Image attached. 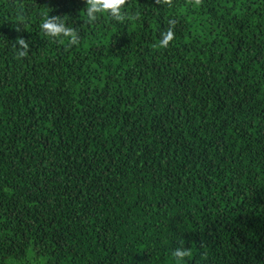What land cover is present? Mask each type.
I'll return each instance as SVG.
<instances>
[{"label":"trees","instance_id":"16d2710c","mask_svg":"<svg viewBox=\"0 0 264 264\" xmlns=\"http://www.w3.org/2000/svg\"><path fill=\"white\" fill-rule=\"evenodd\" d=\"M0 264H264V0H0Z\"/></svg>","mask_w":264,"mask_h":264},{"label":"clouds","instance_id":"9594fccd","mask_svg":"<svg viewBox=\"0 0 264 264\" xmlns=\"http://www.w3.org/2000/svg\"><path fill=\"white\" fill-rule=\"evenodd\" d=\"M98 2H100L102 4L103 8L112 9L115 12L118 9V6L125 3V0H98ZM196 2L199 3L200 0H196ZM44 27L47 28L48 31L51 32L52 34H57L61 31H63V29L61 27H58L54 23H46L44 25ZM171 39H172V33L169 32L168 36L165 38L163 44H167V42ZM178 255H184V253H178Z\"/></svg>","mask_w":264,"mask_h":264}]
</instances>
